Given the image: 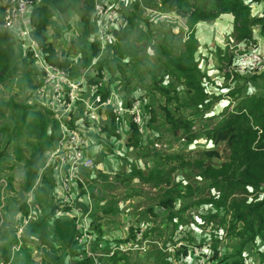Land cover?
<instances>
[{"label":"trees","instance_id":"16d2710c","mask_svg":"<svg viewBox=\"0 0 264 264\" xmlns=\"http://www.w3.org/2000/svg\"><path fill=\"white\" fill-rule=\"evenodd\" d=\"M153 1H158L165 7L152 6ZM33 3L27 13L28 21H32L35 14L41 10H44L48 16L52 11L64 12L69 8L71 0H33ZM116 3L121 20L118 25L108 29L112 37L110 43H114L113 51L99 61L101 68H104L108 74V85H105L101 90L103 96L108 93L109 89L116 87L110 82L111 71L107 64L112 61L118 66L119 60L125 56H129L132 63L138 61V51L134 43L145 35L152 34L155 28L152 25V19L161 22L166 27L170 26L166 32L170 33L171 30L173 35L174 33L178 34V31L181 30L177 18L185 19L188 35L182 43L179 42L178 50H173L174 45L171 39L167 41L163 38L158 43V51L154 52L155 56L159 54L158 61L161 64V72L159 76L151 72L152 89L153 92L161 96L157 98V107L163 116L164 127L160 129L155 126L156 109L153 108L149 98L142 93L122 94L127 96L124 98L128 104L135 97L140 99L142 107L147 113L145 126L148 133L144 138L129 116H127L126 127L120 134L117 133L115 117L108 107H99L100 111L103 109L109 113V124L102 127L101 122V132H96L88 126L84 107L82 117H77L71 126L82 129L85 135L92 139L90 146L95 164L98 158L106 156L107 152H117L113 143L114 139L121 141L123 137H127L125 138L126 142L123 143L122 151L117 152L118 159L126 162V169L122 171L117 168L114 172V179L119 180V177L122 176L124 181L134 180L149 184L154 189L159 207L163 208L170 218L179 215V210L181 212V209L186 206V199L193 198L194 194L199 195L200 197L193 201V204L209 205L217 213L223 212V221L226 222V227L221 231L224 230L223 236H226L224 238L229 239L234 247V253L227 255L225 260L228 258L230 264H251V259L245 260L243 257L242 250L250 246L264 247V193L261 188L264 181V70L255 73L246 72L248 75L251 73L246 80L258 84L259 92L257 94L245 93L243 86L236 88L226 84V94L230 99L229 105L223 111L209 116L208 119L211 118L212 121L197 129L195 122L204 117L220 94L209 92L207 89L205 78L209 77L199 67L198 60L195 58L197 41L194 27L198 22L213 20L220 14L229 13L233 17L234 46L241 43L245 46L242 50L248 51V45L255 46L256 44L254 30L264 36V0H131L130 9H127L119 0ZM253 3L260 5L258 13L252 11ZM93 8L94 0H83L79 12L84 27L83 37L88 35L87 40L91 45L96 46V42H98L95 34L97 28L94 22ZM160 9L164 10L160 11ZM167 16L173 17L174 21ZM7 31V33L0 32V73L6 74L10 73L12 69L14 70L9 40L11 31ZM173 35L171 34L172 37ZM32 37L34 38L33 35ZM225 55L227 61L224 66L229 67L235 59V54L232 52L231 55H228L225 52L224 58ZM64 72L71 79L84 76L86 81V76L92 75L89 72L71 77L66 71ZM41 73L43 74L42 71ZM236 74L241 75L242 73L230 70L228 74L224 73V76L228 78L230 75L231 79H234ZM106 87L108 91L105 90ZM38 89L39 87L35 88L34 93ZM0 105L12 107L14 125L11 130L15 134L24 136L31 149L26 161L24 181V187H26L34 177L35 166L43 150V134L47 130L50 138H54L56 136L55 125L45 111L35 109V106L17 103L13 99L2 102ZM47 109L51 110L48 107ZM98 113L100 114L99 111ZM83 127L87 129H83ZM3 129H6V126L1 127L0 131ZM163 130L167 131L171 138L177 137L178 141L185 144L184 148H189L193 152L185 151L188 152L185 154L156 149L152 144L154 140L164 141ZM201 137L210 141L213 146L204 149H200L203 146L192 148L198 142L193 143ZM219 144H222L225 149L224 155H221L216 148ZM144 146H149L152 149L151 152L160 155L161 158L145 160V157L140 155L141 152H144L142 150ZM167 147L169 149L171 145H167ZM124 149L129 150L132 156L125 154ZM3 153L2 149L0 157ZM164 166H168V168ZM95 174V167L92 171L86 172L87 181L91 178L94 179ZM176 178L179 179L176 180ZM87 189L89 192L90 190L93 192L92 185H89ZM203 191H207L208 194L201 197ZM83 194L84 191L79 188V197L82 201ZM81 200L78 201L82 202ZM176 200L181 205L178 209H175ZM80 204L86 207L85 202ZM210 216L214 215L211 213ZM36 222L34 221L27 228L26 236L32 232ZM38 224L42 226V232L45 234L47 228L43 221ZM52 224L53 226L50 228L53 229L56 237L64 243H70L72 245L70 254L73 255V258L77 257L76 247L72 240L73 222L54 219ZM218 235L217 230H214L211 235V247L215 256L219 252L217 249ZM11 241L9 240L8 243ZM50 249H53L54 252L45 251V256L50 264H62L60 254L53 247ZM18 252L22 255L24 264L33 263L25 247L20 248ZM257 252L260 256L259 262L264 264V249ZM115 258H109V263ZM16 263L17 260L11 264ZM74 264H91V262L85 258L74 259Z\"/></svg>","mask_w":264,"mask_h":264},{"label":"crops","instance_id":"0c3cea01","mask_svg":"<svg viewBox=\"0 0 264 264\" xmlns=\"http://www.w3.org/2000/svg\"><path fill=\"white\" fill-rule=\"evenodd\" d=\"M114 1L117 2L118 0ZM119 1H121L122 3L131 2V0ZM82 3L83 0L80 1L79 6H77L74 0H71V4L66 11L60 13H58L57 11H52L50 13V16H48L44 10H41L35 14V16L32 18V21H29V26L31 28L32 35L38 42V51L42 53V60H45L46 64L63 69L71 77L90 72L92 73V75L86 76L89 83H95L96 81H99L100 79L105 77L106 85H108V74L106 73L104 68H101L102 66H100L99 61L112 53L113 48L109 47V45L111 44L110 42H107L106 45H96L95 49L93 47L80 45L76 47L73 46V49H70L62 46L61 44L63 42H67L74 45L81 42H87V44L91 45L87 40L88 35H86L85 38L83 37L84 27L83 23L81 22L79 12ZM5 15V7L0 4V32L7 33V30L11 31V33L9 32L11 35H9V40L13 54L12 58L14 60V70L12 69L8 74L3 72L0 73V103L13 99L17 103L21 102L29 104L35 106V109L45 111L49 119L55 125L56 136L54 138H50L49 132L47 130L43 134V150L40 153V156L36 163L34 177L29 182V184L24 187L25 172L27 168L26 161L29 157L31 149L24 136H21L18 133L15 134L14 140H16V138H19V143H17V145L14 144L13 150L15 152V159L10 161V166L13 165V167L15 166L19 168L20 176L18 180L22 182V185H20V182L14 183L9 178L2 177L0 171V257L5 264H11L15 260H17V263L19 264H24L22 255L18 251L20 250V248L25 247L28 250L30 259L33 261V263H35L36 258H39V262L41 263L43 262L41 259V254L43 255V252L40 253V250L42 251L41 248L45 247L46 245V247L48 248L47 251H50V247L52 246L62 249V252L58 254H60L62 259V254L64 252L62 259L64 264H74V259L78 258L76 256L73 258V255L70 254V248L72 247V245L70 243H64L61 239L59 240L56 237L53 229L50 228L51 226H53L52 222L54 219L71 220L74 226V211L78 212L76 211V209L79 208L80 211L78 213L81 216H86L91 219L90 229L93 233V236L97 235V230H100L102 232V229H100L99 227H95L94 222L92 221V216H97L98 211L102 210V206L100 204V202L102 201L101 193L94 191V189L93 192H91V190L90 192H86V190L89 185H91V183L94 184L97 180L99 181L100 186L101 183L106 182L108 179V175L105 173V169H109L110 167L112 169L114 168V166L116 167V165L111 163V161H113L111 160L112 157L110 154L106 153V156H100L98 158V161L94 166L96 168L97 174V179L94 180V182L91 181V179H88L89 181H87V179L85 178L86 173L82 171L83 177L85 179L83 178L84 184L80 187V190H84V198L83 201H81L86 203V207L82 206L80 204L82 202L80 201H77L76 204L75 202H73V204L61 203L60 195L58 196V189L56 186L54 171L51 167L47 166L46 161L49 153L57 143L61 122L67 124L68 126H71L72 122L77 117H82L84 112L83 105H81L79 102H76L75 106L72 107L68 111V113L61 118L56 117L53 111L47 109L45 104V97H40L37 92L34 93L33 91L35 88L40 87V85L42 84V73L40 72L41 69L39 70V67H37L39 63L32 58V53H27V50L21 48L19 44L20 39L16 37L11 29H8V27H6ZM167 17L174 21L173 17ZM165 20L170 21L168 19ZM178 23L180 26L179 29H181V34L183 35L182 37L180 36V43H182L188 35L186 32L185 19L180 18V21H178ZM196 26H199L197 31H195ZM216 27L221 31L219 30V33L217 34H210V29ZM233 29V17L229 13L220 14L213 20L198 22L194 27L195 39L197 41L195 58L198 60V64L199 60H202V57L207 60V58H209L208 55L215 54V51L221 53L223 55V58L225 52L231 55V53L233 52L231 48L235 45V43L231 45L225 41V38L232 39V34L234 33ZM55 33L57 35H55ZM239 44L236 46L242 48L243 44ZM107 66L110 69V66L108 64ZM199 67L204 71L206 76H214V69H209L211 67L210 65L199 64ZM209 70L211 71L209 72ZM228 71H230V67L227 66V72L225 73L228 74ZM228 76V78H225L224 74L221 76L224 80V88L226 84H229L231 85V87H233V79H231L230 75ZM216 77L218 78L219 76ZM205 83L209 92L215 94L219 93L220 96L225 97L224 94H226V90L224 91L225 93H220L217 90L220 82L214 84L213 86H210V84H208L206 80ZM211 84H213V81ZM105 90H107V87ZM79 96L89 98L90 92H84L82 94H79ZM229 100L230 99L228 97V100L226 101L228 102L227 105H229L230 103ZM227 105L225 103L223 106L227 107ZM3 108H5V105H0V110H2ZM97 110L100 112L102 127L104 125H108L109 113L105 112L103 109L100 111L98 108ZM219 112V105H216V107L214 105V108H210L204 114V117L213 116ZM1 127L3 126H0V128ZM3 131H8V129H3L0 132ZM125 138L127 137H123L121 141L114 139L113 143L117 152L122 151L121 149L123 147V143L126 142ZM91 141L92 139L88 140V147L90 151H92V148L90 146ZM196 142H198V140H196L193 144H195ZM0 146L4 151L3 155L0 157L1 166L5 163V161H1V159L6 154V145L2 144L1 139ZM124 150L126 151L125 154H128V156H132V153L129 150ZM101 173L104 175V177L100 176ZM110 174H112L114 178V173ZM11 176L13 177V181H15L16 177L14 175ZM15 184L20 185L19 194L22 197L21 203H17V201H14L17 198L16 194L11 195L10 190L14 189ZM28 214H31V219L21 235V245L19 249L15 251L12 249V247L18 242V224L20 223L21 217ZM34 221L37 222L32 228V232L29 233L28 236H26L25 232L27 228ZM40 221H43V224L47 228L45 234L42 232V226L38 224V222ZM74 235L75 226L74 234L72 237L73 244L75 245ZM97 239L99 238L97 237ZM9 240L11 241V243H8ZM90 249L93 255L96 257V260L94 261V256L85 257V260H90L91 264L101 262L103 264H106L107 262H109L108 258L110 257L106 253L109 252L110 249H99L94 242H90ZM99 252H103V254H100Z\"/></svg>","mask_w":264,"mask_h":264},{"label":"rangeland","instance_id":"374dc122","mask_svg":"<svg viewBox=\"0 0 264 264\" xmlns=\"http://www.w3.org/2000/svg\"><path fill=\"white\" fill-rule=\"evenodd\" d=\"M80 1L82 0H74L77 6H79ZM123 5H125L127 9L131 8L129 7L131 2L123 3ZM256 5V3L252 4V11L254 13H258L261 8L259 5ZM152 6L161 8L165 7L162 6L158 1H153ZM162 10L164 9H160V11ZM24 17L26 16L24 15ZM151 21L152 25L155 26L152 34H147L134 43L138 51V61H134L132 63V59L129 56H125L119 60L118 66H116L112 61H109L108 65L110 66L111 70L110 82L115 84V86L122 93H125L126 95L142 93L144 96L149 98L153 108L155 107L156 109V121L154 124L156 127L162 129V127H164V120L160 110L157 107V98L161 96L153 92L154 90L152 89L151 72L158 76L161 72V64H159L158 61L159 54L155 56L154 52L158 51V43L159 41H162L163 38L167 41L171 39L174 45L173 50L177 51L180 42V36L182 37L183 35L181 34V30L178 31V34L174 33V35L170 30V33L173 35L172 37L170 33L166 32V29L170 28V26L166 27L162 25L161 22H157L153 19ZM178 21H180V18ZM24 22L28 24V18H25ZM16 23L22 24V22ZM13 25H15V23ZM198 27L199 26H196L195 31H197ZM175 30H177V28H175ZM219 30L220 29L217 27L211 28L210 34H217L219 33ZM55 35L57 34L55 33ZM254 35L256 44L255 46L248 45L247 49L249 50L251 48L256 50L264 58V36H261L257 30H254ZM133 36L134 34L132 37ZM225 41L232 45L234 43L233 34L232 39L225 38ZM61 44L62 46L70 49H73V46L76 47L79 45L96 47L95 45L87 44V42H81L74 45L67 42H63ZM96 45L99 46L106 44H101L99 41L96 42ZM113 45L110 44L109 47L112 48ZM242 48H244V45ZM238 51L241 52V48H239ZM208 57L209 58H207V60H205L204 57H202V60H199V64H208L211 66L209 69H214V76L205 78V80L208 84H210V86L220 82L217 90L220 93H223L225 90L227 91V87L224 88L223 86L224 80L221 77L225 72H227V66H224V63L227 61L226 55L225 58H223L221 53L215 51V54L208 55ZM130 61L131 63L129 64ZM210 71L211 70H209V72ZM249 75L248 73L246 74V72L242 73L241 75L236 74L233 79V87L238 88L243 86L245 93L257 94L259 92L258 84L248 82L246 78ZM216 76L219 77L217 78ZM212 81L213 84H211ZM224 96L225 97H216L211 109L214 108V105L215 107L216 105H219L220 112L223 111L225 108L223 105L225 103L227 105L228 103L226 102L228 100L227 94H224ZM211 121V118L208 119V116H206V118H201L200 121L197 120L195 124L198 129L202 125L204 126ZM13 125V109L12 107L5 106V108L0 110V126H6L8 131L0 132L2 144L6 145V154L1 159V161L4 160L5 163L4 165L0 166V171L2 177L9 178L14 183L20 182V185H22V182L18 180L20 176L19 168L15 166L13 167V165L10 166V161L15 159V152L13 150L14 144L17 145V143H19V138L14 140L15 132L11 130ZM162 137L168 146L171 145V148H165V151L169 150L170 152L178 153L183 152L185 154L188 153L185 151L193 152V150L189 148H184L185 144L178 141L177 137L171 138L165 130L162 132ZM198 146H203V148L200 149H204L212 147L213 145L210 141H206L204 137H201L198 138V143L193 145L192 148ZM216 148L221 155H224L225 149L223 148L222 144L217 145ZM142 150L144 152H137H139L143 158L145 157V160L149 158H161L160 155L152 153V149L149 146H144ZM0 152H2L1 146ZM107 154L111 155V160L114 161H111V163L115 164L116 167L111 169L109 166V169H105L108 179L106 182L101 183V186L98 180L94 184L91 183L94 191L101 193L102 200L100 202L102 210L98 211L97 216H92V221L94 222L95 227L102 229V232L97 230L98 236H96L98 238H104L108 241L114 242L115 244L130 242L134 248L128 250L115 249L110 254L111 250L109 249H111V244H106L104 249L109 250V252L106 254L110 258L116 257L111 263L107 262L106 264H230L229 259L227 258L225 260V257L234 253V247L229 239L224 238L226 237L225 235L223 236L224 230L221 231L222 228L225 229L226 227V222L223 221V212L217 213L216 211L212 210L209 205L193 204V201H196V199L200 197L199 195L194 194L193 198L186 199V206L181 209V212L179 210V215H177V217L172 216V218L174 217L172 220V218L169 217V214L167 216L166 211L159 207V204L155 198L154 189H152L149 184H143L138 181L135 182L134 180L124 181V177L122 176L119 177V180L113 178V175L110 173H114L117 168L124 171L126 169V162L118 159L117 152H107ZM164 167L168 168V166ZM11 175L16 177L15 181H13V177ZM100 176L104 177L102 173ZM96 179L97 174H95L94 179L91 178V181L94 182ZM177 179L179 178H176V180ZM17 185L15 184L14 189L10 191L11 195H17V198L14 201L21 203L22 197L19 194L20 185ZM82 191L84 190L82 189ZM207 194V191H203L201 192V197ZM175 203H177L175 205V209H178L181 206L180 202L176 200ZM211 213L214 216H210ZM214 230H217L219 233V242L217 244V249L219 252L216 254V256L211 247V235H213ZM52 247L57 253L62 252V249L55 248V246ZM41 249L42 251L40 250V253L43 252V255L41 254V259L43 262L40 263L39 258H36V261L33 264H50L47 257H45V251H47L48 248L45 245V247ZM263 249L264 247L260 245H258V247H246L244 250H242V255L245 260L251 259V262L248 261L251 264H261L259 262V252L257 251H263ZM50 251L52 253L54 252L53 249H50ZM99 253L103 254V252ZM62 264H64L63 261ZM100 264L103 263L101 262Z\"/></svg>","mask_w":264,"mask_h":264},{"label":"built area","instance_id":"2783aa9c","mask_svg":"<svg viewBox=\"0 0 264 264\" xmlns=\"http://www.w3.org/2000/svg\"><path fill=\"white\" fill-rule=\"evenodd\" d=\"M0 4L5 7L6 27L11 29L16 37L20 39L21 48L27 50V53H32V58L39 63L37 67L41 69L43 74L42 85L37 93L40 97H45L46 106L53 111L56 117L65 116L75 106L76 102H79L86 110V123L88 126L96 132H101L100 114L97 109L108 107L115 117L117 133L120 134L126 127L127 116H129L142 137L144 138L147 135L148 131L145 126L147 113L144 111L140 99L135 97L128 104L126 98H124L126 96L117 87H112L103 96L101 90L106 85L105 77L95 83L87 82L84 76L71 79L63 70L48 65L45 60H42V53L38 51V43L31 35L29 21L28 24L24 22L29 8L34 4L33 0H0ZM93 13L97 28L95 33L97 41H100L101 44L111 42L112 37L108 29L118 25L121 20L117 3L114 0H94ZM16 22H22V24ZM14 23L15 25H13ZM239 48V46L231 48L235 54V59L229 66L230 70L239 73H255L264 70V58L259 52L254 49L243 51L242 48L239 52ZM87 91L90 92L89 98L79 96V94ZM83 129L87 128L83 127ZM89 139L82 129L61 122L57 143L49 153L46 161L47 166L54 171L61 203L73 204L75 202L76 204L78 200H81L79 188L84 184L82 171L84 173L92 171L95 165L94 156L88 147ZM152 145L158 150L168 149V144L164 141L154 140ZM261 188L264 193V181ZM86 192H89V190L87 189ZM76 211L79 212V208ZM78 212L74 211V242L78 259L94 256L90 249V242L96 243L99 249H104L106 244L110 243V254L115 249L128 250L134 248L130 242L115 244L104 238L97 239L90 229L91 219L81 216ZM30 219L31 214L21 217L17 229L18 242L12 247L13 250L19 249L21 235ZM93 259L95 261L96 257L94 256ZM0 264H4L1 257Z\"/></svg>","mask_w":264,"mask_h":264}]
</instances>
